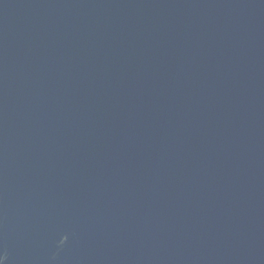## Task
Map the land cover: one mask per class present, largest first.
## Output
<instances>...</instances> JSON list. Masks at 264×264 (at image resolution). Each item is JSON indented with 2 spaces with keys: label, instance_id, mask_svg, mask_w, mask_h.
<instances>
[{
  "label": "water",
  "instance_id": "1",
  "mask_svg": "<svg viewBox=\"0 0 264 264\" xmlns=\"http://www.w3.org/2000/svg\"><path fill=\"white\" fill-rule=\"evenodd\" d=\"M0 264H264V0H0Z\"/></svg>",
  "mask_w": 264,
  "mask_h": 264
}]
</instances>
